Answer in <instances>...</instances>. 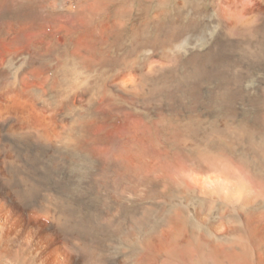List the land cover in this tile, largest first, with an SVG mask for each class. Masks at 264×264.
Returning <instances> with one entry per match:
<instances>
[{"label":"rangeland","instance_id":"374dc122","mask_svg":"<svg viewBox=\"0 0 264 264\" xmlns=\"http://www.w3.org/2000/svg\"><path fill=\"white\" fill-rule=\"evenodd\" d=\"M0 82V264H264V0H0Z\"/></svg>","mask_w":264,"mask_h":264},{"label":"bare ground","instance_id":"6f19581e","mask_svg":"<svg viewBox=\"0 0 264 264\" xmlns=\"http://www.w3.org/2000/svg\"><path fill=\"white\" fill-rule=\"evenodd\" d=\"M33 73H34V70H32V74ZM7 80H10V79H7ZM7 80L5 78L2 79L1 80L2 84H4ZM11 81L12 82H10V86L14 87L12 88L14 89L13 92L16 93L17 96H22L21 93H24L25 91L23 88V84H24L23 81L25 80H22V78H19V77H15V79ZM43 83H46V79H43ZM4 89L6 88L0 85V94L4 91ZM35 90L36 89H34V91ZM18 99L22 100L24 99V97L23 96L21 98L18 97ZM20 106L25 107L26 105L24 103H20ZM17 110L19 111V113L16 111V108L14 107L11 97H6L5 100L0 102V137L3 132V129L5 128H7L8 132L12 134L28 131L26 133H29V134L31 133L35 135H37L38 133H42V137H46L47 132H48L47 126H48L49 121L44 111H42L44 113L38 114L36 113L35 110L31 108H25L24 110H20V109H17ZM6 160L7 159L5 155L0 150V197L4 201L14 206L15 203H14L13 196L4 179L5 176H4L3 170L6 164ZM3 208H4V205L0 204V241L3 238L2 233L5 232V229L6 230L13 229V226L9 225V219L3 213L4 212ZM36 226H32L29 224L28 228L31 230H34Z\"/></svg>","mask_w":264,"mask_h":264}]
</instances>
